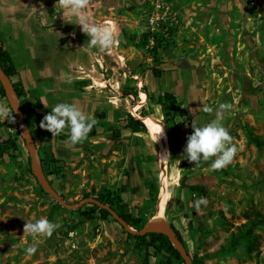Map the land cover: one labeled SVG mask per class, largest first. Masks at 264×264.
<instances>
[{"label": "rangeland", "instance_id": "obj_1", "mask_svg": "<svg viewBox=\"0 0 264 264\" xmlns=\"http://www.w3.org/2000/svg\"><path fill=\"white\" fill-rule=\"evenodd\" d=\"M60 11L59 0H0V32L18 69L12 80L22 81L30 100L41 98L43 117L60 102L77 105L86 116L106 112L103 119L97 118L96 135L76 145L41 128L43 117L33 124L37 153L47 158L52 151L64 160L47 158V180L73 203L106 189L120 191L127 210L141 215L144 224L152 218L174 226L189 255L202 257V264H264V222L255 228L258 243L251 253L243 245L218 251L237 225L257 213L264 216V0H93L94 18L116 21L123 43L111 51L98 49L99 62L95 57L86 64L61 62L55 77L54 60L37 55L43 31L36 24L42 30L61 27L70 49L77 51L89 39ZM155 32L170 42L168 50L160 51V77L150 68ZM53 41H44L48 50L54 49ZM123 68L136 72L129 75ZM129 85L138 90L133 112L139 113L146 102V111H152L138 114L149 122L147 132L125 128V112L133 99L120 87ZM146 90L153 97L149 101ZM164 91L176 93L189 113L175 118L183 122L180 128L167 127L155 102ZM222 103L231 108L206 117ZM0 104L8 105L7 99L0 96ZM217 120L238 150L227 167L213 170L210 160L215 157L195 164L186 158L184 147L193 122ZM107 125L119 128V136L105 131ZM248 129L263 141L261 148L249 140ZM62 133H69L68 128ZM8 136L16 147L0 158V264H142V251L112 216L94 212L85 218L76 210L82 205L60 207L40 188L28 172L29 147L16 119H0V139ZM156 171L160 192L154 206L145 181L154 179ZM191 184L201 185L202 191H192ZM201 197L207 203L197 207ZM39 218L59 227L51 235L24 232L27 222ZM33 244L35 253L26 254ZM150 253L149 264H165L169 258L165 250Z\"/></svg>", "mask_w": 264, "mask_h": 264}, {"label": "trees", "instance_id": "obj_2", "mask_svg": "<svg viewBox=\"0 0 264 264\" xmlns=\"http://www.w3.org/2000/svg\"><path fill=\"white\" fill-rule=\"evenodd\" d=\"M170 31L171 32L173 31L172 27L169 28V32ZM143 35L145 38H147L146 36H149L147 33ZM151 38H152V43L150 44V51H151L152 66L150 68L153 76L160 77L162 74V69L159 66L164 62V58L160 54V51L168 50L170 46V42L165 35L160 34L159 32H155L151 34ZM122 39L123 37H121L120 39L121 43H123ZM0 65L5 71V73L10 77L11 80L13 76L18 74V70L15 63L13 62V58L10 52L8 51V49L4 46V38L2 32H0ZM129 71L136 72L135 68ZM137 73L141 76V73L139 72ZM128 78L133 80V78L130 76H128ZM12 84L14 87V91L19 99V105L23 112L24 119L30 129L31 134L34 135L32 126L34 123L38 122L43 117V113L41 111L43 107L42 100L38 95H35L34 99L30 100L28 95V89L23 85L20 79H17L15 81L12 80ZM120 90L123 92V94L126 95L131 93L137 96L138 94V90L135 85L123 86L120 87ZM0 96L5 97V91L1 83H0ZM152 98H153L152 94H149V99ZM155 102L158 105H160L161 109L163 110L162 118L165 120L168 128L174 126L180 128L183 122H176L175 118L176 117L186 118L189 115L186 108L180 105V102L174 92L164 91L160 93L156 97ZM133 106L135 105L133 104ZM139 113L141 115H145L147 113H152V111H146L145 107L142 106ZM105 116H106L105 110H99L95 112L94 118L97 121L98 117L103 119ZM124 119H125V128H128L133 132H139V131L147 132L146 127L149 125L148 121L145 124L142 118L141 120L135 118L133 114L130 113L129 111L125 112ZM97 126H100L98 122L93 126L92 130L88 134V137L96 135ZM103 128L105 131H111V133L114 136H119V128L112 127L109 125ZM247 132H248L249 140L253 142L258 148H261L263 145V141L258 136L253 134V132L250 129H248ZM68 134L69 133H61L58 135V138L68 141ZM14 147H16V143L13 137L8 136L5 139H0V158L4 154L8 153L11 148ZM48 153L50 154V156L47 157L49 160H52L54 162L61 161L64 163V160L56 157L52 151ZM38 155H39L40 166L43 171V174L47 176L50 173L49 170L46 168V163L48 162V159L46 158L44 153L38 152ZM28 172L32 174L29 156H28ZM145 187L148 191L149 199L153 202V205L155 206L157 193H158L157 171L154 179H148L145 181ZM40 188L42 187L40 186ZM189 188L192 191H202L203 187L201 185L191 184L189 185ZM123 190L124 187L121 186V191ZM95 197L98 200L107 203L112 208H114L116 212L119 213L120 216L129 225L135 228H141L144 225L145 219L141 215L133 214L127 210L126 203L123 200L120 191L106 189L97 192ZM56 204L60 206L59 203L56 202ZM88 204L89 206H86L84 204L76 209L78 213L83 215L85 218L92 217L94 212H97L98 215H100V217L102 218L111 216L110 212L107 209L100 208L97 204L92 202H89ZM114 221L117 222V220L115 219ZM263 222H264V216L261 213H257V215L254 218L248 219L245 222L237 225L236 230L231 232L227 244L222 245L218 251L223 252L226 249H234L239 245H243L245 251L247 253H251L256 249L258 243V233L255 231V228ZM171 227L173 228L176 235L187 249L180 232L174 226L171 225ZM126 234L127 236L131 237L134 240L136 248L142 251V264H149V257L151 255L150 249L153 252H159L161 250L167 251L169 254V258L167 259L165 264H175L176 262L185 264L178 250L172 245L167 235L164 234L163 232L152 231V232H146L144 234H131L126 231ZM187 252L189 253L188 249ZM192 260L195 264L203 263L202 257L192 256Z\"/></svg>", "mask_w": 264, "mask_h": 264}, {"label": "clouds", "instance_id": "obj_3", "mask_svg": "<svg viewBox=\"0 0 264 264\" xmlns=\"http://www.w3.org/2000/svg\"><path fill=\"white\" fill-rule=\"evenodd\" d=\"M93 0H59L61 13L67 22L74 20L81 26V31L89 37L88 45L83 50L85 52L97 48L100 51H111L121 39L120 25L113 20L106 22L97 21L92 11ZM67 80L71 81V76H67ZM231 105L222 103L219 105L218 111L230 109ZM14 106L0 104V119L6 118L14 120L12 115ZM97 123L92 116H86L84 112L75 104L70 102H60L55 104L51 111L46 113L40 121V127L49 130L52 136L61 134L65 128H68V141L72 145L82 143L88 138L89 132ZM193 131L187 136V142L184 147L186 158L198 164L201 161L210 160L213 170H220L227 167L237 153V145L231 143V135L228 129L220 123L216 122L204 123L197 125L192 123ZM162 130L157 129V134ZM200 203H207L203 197L197 201L196 206ZM59 224L50 221L47 218H39L34 222H27L24 225V232L30 235H51ZM36 251V245L26 247V254H33Z\"/></svg>", "mask_w": 264, "mask_h": 264}, {"label": "water", "instance_id": "obj_4", "mask_svg": "<svg viewBox=\"0 0 264 264\" xmlns=\"http://www.w3.org/2000/svg\"><path fill=\"white\" fill-rule=\"evenodd\" d=\"M129 68H131V66ZM132 73L133 72L128 71L129 75H131ZM0 83L2 84V87L5 91V98L7 99L8 105L12 104L14 106L13 115H14L16 121L18 122L20 130L22 132V135L24 136L26 143L29 147L30 167L32 170V174L35 176V178L37 179L40 186L56 202H58L63 207L71 208V209H75V208H77V207H79L85 203H89V202L95 203L100 208L107 209L110 212L111 216L115 220H117V222L124 228V230L131 233V234H144L146 232L161 231L167 235V237L170 240V242L172 243V245L178 250V252L180 253L181 257L183 258L185 264H195L192 260V257L187 252V249L185 248L184 244L181 242V240L178 238V236L176 235L173 228L167 222H165L164 226H157L155 224H152L151 220L149 219L141 228H135V227L129 225L120 216V214L116 212V210L114 208H112L107 203H104V202L98 200L96 197L88 196V197L83 198L79 202H75V203L67 202L57 192V190L53 187V185L47 180V178L43 174V171H42L41 166H40V161H39V157H38V153H37L35 140H34L33 135L31 134L30 129H29V127H28V125L24 119L23 112H22L21 107L19 105V99H18V97L14 91L12 81H11L10 77L5 73V71L3 70L1 65H0ZM140 87L142 88V86H139L138 89ZM130 96L133 99V101L129 106V112L132 113L135 118H138L141 120V118L138 116V113L135 114L133 112V104L135 103L137 97L135 94H131V93H130ZM218 108H215L211 112L207 113L206 117L209 118V117H213V116L219 114L221 111H218ZM157 157H158V153H157ZM157 163L159 165V159H157ZM158 178H159V172H158ZM159 184L160 183L158 182V193L160 192ZM155 211H157V210H155Z\"/></svg>", "mask_w": 264, "mask_h": 264}, {"label": "crops", "instance_id": "obj_5", "mask_svg": "<svg viewBox=\"0 0 264 264\" xmlns=\"http://www.w3.org/2000/svg\"><path fill=\"white\" fill-rule=\"evenodd\" d=\"M27 4H31V3H27ZM47 18H48V16H46V19ZM36 25H37V29H40V31H43V34H40V36H41L40 40L41 41L43 40V41L41 42V45L38 47V49H40V50H39L37 55L43 56V54H44V55L50 56L54 60V63L56 66H54L52 63V65H53L52 70L54 71L55 77H58L59 73H61V67H60L61 62H64L66 65L68 64L67 61H71L70 63H73V64H76L78 62L86 64V63H89V61L91 59H93V57H95V59L99 62V56L96 54L97 52H99V50L97 48H93L87 52H85L83 50L84 48L87 47L88 42H86L85 45L82 46L83 48L79 49V51H77L76 48H73L75 51L71 52L73 49H70L68 41L65 40L66 37L64 34L65 33L64 29H61V27L53 26L51 28H46V29L42 30V27L39 24H36ZM46 30H48V31H46ZM50 37L52 39H54V41H53L54 49L48 50L47 46L44 44V41H46L47 38H50ZM73 45H75V44H73ZM45 52H47V53H45ZM70 55H72V56H70ZM119 69H121V68H119ZM123 69L126 70V68H123ZM37 70L39 72L42 71L41 67L37 68ZM147 92H148V95L151 94V93H149V91H147ZM177 98H178V96H177ZM149 100H151V99L148 98V101ZM131 103H132V101H131ZM147 103L148 102H146L143 106H145ZM140 109L138 111H140ZM128 111H129V109H128ZM138 114H140V113H138ZM93 136H95V135H93ZM93 136H90V137H93Z\"/></svg>", "mask_w": 264, "mask_h": 264}, {"label": "bare ground", "instance_id": "obj_6", "mask_svg": "<svg viewBox=\"0 0 264 264\" xmlns=\"http://www.w3.org/2000/svg\"><path fill=\"white\" fill-rule=\"evenodd\" d=\"M165 222H166L165 220H153V221H151L152 224H155L157 226H164Z\"/></svg>", "mask_w": 264, "mask_h": 264}]
</instances>
